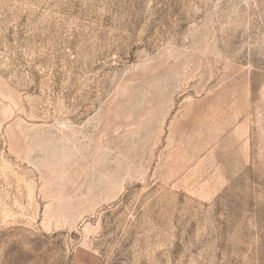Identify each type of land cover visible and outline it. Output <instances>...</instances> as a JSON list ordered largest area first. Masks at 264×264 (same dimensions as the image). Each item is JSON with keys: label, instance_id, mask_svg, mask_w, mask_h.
Returning <instances> with one entry per match:
<instances>
[{"label": "rangeland", "instance_id": "374dc122", "mask_svg": "<svg viewBox=\"0 0 264 264\" xmlns=\"http://www.w3.org/2000/svg\"><path fill=\"white\" fill-rule=\"evenodd\" d=\"M0 264H264V0H0Z\"/></svg>", "mask_w": 264, "mask_h": 264}]
</instances>
